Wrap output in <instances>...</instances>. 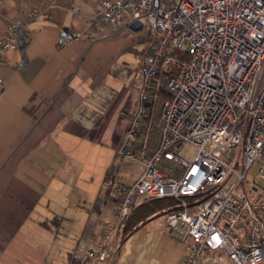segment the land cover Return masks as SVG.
<instances>
[{"label":"built area","instance_id":"built-area-1","mask_svg":"<svg viewBox=\"0 0 264 264\" xmlns=\"http://www.w3.org/2000/svg\"><path fill=\"white\" fill-rule=\"evenodd\" d=\"M90 19L137 21L151 44L132 78L137 109L114 154L143 170L131 184L108 171L115 222L86 259L109 258L132 209L173 198L181 208L164 213L162 225L186 243L182 264H264V0H98ZM81 37L62 29L57 44ZM30 38L11 25L0 62ZM184 146L195 149L190 161L179 154Z\"/></svg>","mask_w":264,"mask_h":264},{"label":"crops","instance_id":"crops-1","mask_svg":"<svg viewBox=\"0 0 264 264\" xmlns=\"http://www.w3.org/2000/svg\"><path fill=\"white\" fill-rule=\"evenodd\" d=\"M97 1L0 0V37L13 24L31 33L0 62V264H182L186 243L162 216L120 244L117 232L105 261L85 257L115 222L108 171L131 184L143 170L114 154L151 44L129 24L92 23ZM62 29L82 37L58 46Z\"/></svg>","mask_w":264,"mask_h":264},{"label":"trees","instance_id":"trees-1","mask_svg":"<svg viewBox=\"0 0 264 264\" xmlns=\"http://www.w3.org/2000/svg\"><path fill=\"white\" fill-rule=\"evenodd\" d=\"M196 198L197 196H183V200L188 202V204H192ZM180 208L178 202L173 198L155 199L135 207L118 229L119 244L150 218L161 216L164 213L179 210Z\"/></svg>","mask_w":264,"mask_h":264},{"label":"rangeland","instance_id":"rangeland-1","mask_svg":"<svg viewBox=\"0 0 264 264\" xmlns=\"http://www.w3.org/2000/svg\"><path fill=\"white\" fill-rule=\"evenodd\" d=\"M179 154H180L181 157H183L187 161H190L193 158L194 154H195V149L193 147H191V146H184V147H182L180 149ZM204 196L205 195H201V196L197 197V199H199L201 197H204ZM162 221H163V218H161V222Z\"/></svg>","mask_w":264,"mask_h":264},{"label":"water","instance_id":"water-1","mask_svg":"<svg viewBox=\"0 0 264 264\" xmlns=\"http://www.w3.org/2000/svg\"><path fill=\"white\" fill-rule=\"evenodd\" d=\"M129 28L132 30H140L141 29V24L137 21L132 22L131 24H129ZM17 45L21 46L22 45V41L18 40L17 41Z\"/></svg>","mask_w":264,"mask_h":264}]
</instances>
